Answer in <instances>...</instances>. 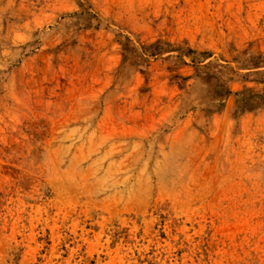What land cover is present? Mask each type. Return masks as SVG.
Listing matches in <instances>:
<instances>
[{"label":"rangeland","instance_id":"1","mask_svg":"<svg viewBox=\"0 0 264 264\" xmlns=\"http://www.w3.org/2000/svg\"><path fill=\"white\" fill-rule=\"evenodd\" d=\"M0 264H264V0H0Z\"/></svg>","mask_w":264,"mask_h":264}]
</instances>
